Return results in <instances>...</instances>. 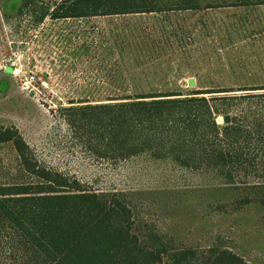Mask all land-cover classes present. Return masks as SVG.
<instances>
[{
	"label": "rangeland",
	"instance_id": "rangeland-1",
	"mask_svg": "<svg viewBox=\"0 0 264 264\" xmlns=\"http://www.w3.org/2000/svg\"><path fill=\"white\" fill-rule=\"evenodd\" d=\"M21 2L0 0V126L16 128L41 166L86 189L119 194L139 233L158 234L168 248L216 242L264 264L258 189L215 183L144 156L99 158L74 137L63 110L78 101L264 84V3L45 15L37 22L34 14L16 13ZM25 180L13 146L0 143V183ZM243 196L251 202L239 206ZM19 253L13 235L0 230V264H22Z\"/></svg>",
	"mask_w": 264,
	"mask_h": 264
},
{
	"label": "trees",
	"instance_id": "trees-1",
	"mask_svg": "<svg viewBox=\"0 0 264 264\" xmlns=\"http://www.w3.org/2000/svg\"><path fill=\"white\" fill-rule=\"evenodd\" d=\"M204 2V4L202 3ZM264 0H22L16 13L52 18L253 5ZM203 4V5H201ZM68 127L99 158L164 160L223 185L258 189L264 207V84L188 93L125 95L71 102ZM229 116L228 122L217 117ZM31 180L0 183V230L14 237L22 264H250L213 242L168 248L158 234L139 233L130 205L116 193L41 166L13 126H0ZM251 202L249 196L237 200ZM158 244L161 247H158Z\"/></svg>",
	"mask_w": 264,
	"mask_h": 264
},
{
	"label": "water",
	"instance_id": "water-1",
	"mask_svg": "<svg viewBox=\"0 0 264 264\" xmlns=\"http://www.w3.org/2000/svg\"><path fill=\"white\" fill-rule=\"evenodd\" d=\"M188 82H189V85H192V84H193V80H192V79L189 80ZM222 120H223L224 122H228V121H229V116H228V115L223 116V117H222ZM158 247H161L160 244H158Z\"/></svg>",
	"mask_w": 264,
	"mask_h": 264
},
{
	"label": "built area",
	"instance_id": "built-area-1",
	"mask_svg": "<svg viewBox=\"0 0 264 264\" xmlns=\"http://www.w3.org/2000/svg\"><path fill=\"white\" fill-rule=\"evenodd\" d=\"M27 81H31L33 79V75L25 77Z\"/></svg>",
	"mask_w": 264,
	"mask_h": 264
}]
</instances>
